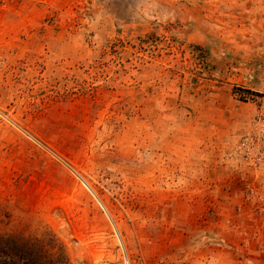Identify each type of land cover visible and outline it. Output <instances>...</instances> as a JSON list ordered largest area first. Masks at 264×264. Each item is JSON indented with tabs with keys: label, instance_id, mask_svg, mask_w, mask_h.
<instances>
[{
	"label": "rangeland",
	"instance_id": "rangeland-1",
	"mask_svg": "<svg viewBox=\"0 0 264 264\" xmlns=\"http://www.w3.org/2000/svg\"><path fill=\"white\" fill-rule=\"evenodd\" d=\"M262 207L264 0H0L1 233L205 264Z\"/></svg>",
	"mask_w": 264,
	"mask_h": 264
},
{
	"label": "trees",
	"instance_id": "trees-1",
	"mask_svg": "<svg viewBox=\"0 0 264 264\" xmlns=\"http://www.w3.org/2000/svg\"><path fill=\"white\" fill-rule=\"evenodd\" d=\"M0 264H72L60 241L48 230L37 235L0 232Z\"/></svg>",
	"mask_w": 264,
	"mask_h": 264
},
{
	"label": "crops",
	"instance_id": "crops-1",
	"mask_svg": "<svg viewBox=\"0 0 264 264\" xmlns=\"http://www.w3.org/2000/svg\"><path fill=\"white\" fill-rule=\"evenodd\" d=\"M258 225L263 226L262 223ZM250 231L253 232L254 229H251ZM262 232L264 233V229ZM251 246L252 244L250 245L245 244V251L244 252L241 251L239 253L234 252L233 251L234 249L230 250L228 255H230L232 261L226 260L225 262H223V260L220 258V252L214 250L212 251L213 253L211 255H208L205 264H264V261L260 258V255H258L259 253L263 252V257H264V245L257 246L256 253L258 254L254 252V247ZM234 248L237 249V247ZM238 254L240 257H238Z\"/></svg>",
	"mask_w": 264,
	"mask_h": 264
},
{
	"label": "built area",
	"instance_id": "built-area-1",
	"mask_svg": "<svg viewBox=\"0 0 264 264\" xmlns=\"http://www.w3.org/2000/svg\"><path fill=\"white\" fill-rule=\"evenodd\" d=\"M261 209H262V212L264 213V207H262Z\"/></svg>",
	"mask_w": 264,
	"mask_h": 264
}]
</instances>
